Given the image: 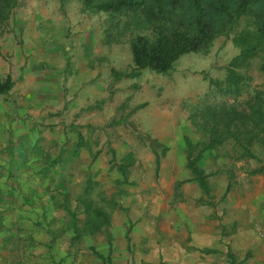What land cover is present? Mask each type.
<instances>
[{
  "label": "rangeland",
  "instance_id": "obj_1",
  "mask_svg": "<svg viewBox=\"0 0 264 264\" xmlns=\"http://www.w3.org/2000/svg\"><path fill=\"white\" fill-rule=\"evenodd\" d=\"M103 1L16 0L0 23V75L14 82L0 95V264H264V172H252L264 165V0L220 18L169 72L137 75L132 38L183 25L182 9L150 20L154 0L116 13ZM226 118L234 132L208 145ZM184 136L203 150L206 191Z\"/></svg>",
  "mask_w": 264,
  "mask_h": 264
},
{
  "label": "trees",
  "instance_id": "obj_2",
  "mask_svg": "<svg viewBox=\"0 0 264 264\" xmlns=\"http://www.w3.org/2000/svg\"><path fill=\"white\" fill-rule=\"evenodd\" d=\"M63 2L64 0H60ZM169 9L161 6V0H154L152 5L145 7L150 20H155L164 16L176 15L181 10L182 22L177 27H172L168 31H163L161 28L154 26L153 30L156 33L155 38L149 39L144 35H136L130 42V54L133 63V72L128 73L137 75L141 70L149 69L158 73H167L173 67V64L183 54L197 51L207 45L212 39L218 25V20L229 15L239 17L240 15L250 12L252 8L257 6L261 0H236V7L233 12L228 10L227 0H166ZM141 0H107L96 5L97 10L116 13L124 9L135 10L141 4ZM16 0H0V23L6 21L11 10L14 8ZM258 19L257 34L259 38H264V10L256 12ZM185 20V21H183ZM223 24V20L221 25ZM213 83V82H211ZM14 82L9 75H0V95L7 94ZM238 89V88H237ZM226 109L225 104L222 103ZM232 109V108H231ZM230 111V109H229ZM229 111H223L229 114ZM210 110L206 113L209 114ZM235 112V110H233ZM231 118L223 119V125L227 135H219L215 133L214 127H210V135L208 145L220 144L225 142L228 134L234 132L231 130ZM217 123V122H216ZM249 134L248 129L243 131ZM251 132V131H250ZM235 134V133H234ZM235 136V135H234ZM186 145V165L192 174V179L195 180L200 188L204 191L208 190V185L205 179L203 170L198 166V160L201 158L203 150L194 153V148L189 137L184 136ZM153 143V140H151ZM121 171H124V165H118ZM159 167V157L155 154V170ZM253 173L264 172V165L252 170ZM88 206H86V209ZM87 217L100 218L101 223H108V215L99 210L92 209L87 213ZM99 224V225H100ZM98 225V226H99ZM99 228V227H97ZM103 264H111L109 256L101 257ZM232 264L235 259L231 255Z\"/></svg>",
  "mask_w": 264,
  "mask_h": 264
}]
</instances>
